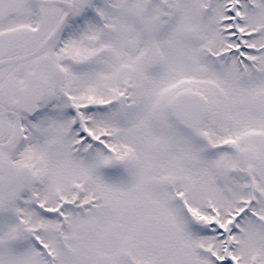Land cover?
Returning <instances> with one entry per match:
<instances>
[{
	"label": "snow or ice",
	"instance_id": "6c2138e0",
	"mask_svg": "<svg viewBox=\"0 0 264 264\" xmlns=\"http://www.w3.org/2000/svg\"><path fill=\"white\" fill-rule=\"evenodd\" d=\"M0 264H264V0H0Z\"/></svg>",
	"mask_w": 264,
	"mask_h": 264
}]
</instances>
